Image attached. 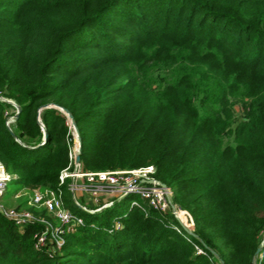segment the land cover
<instances>
[{
  "label": "trees",
  "instance_id": "obj_1",
  "mask_svg": "<svg viewBox=\"0 0 264 264\" xmlns=\"http://www.w3.org/2000/svg\"><path fill=\"white\" fill-rule=\"evenodd\" d=\"M59 108L84 170L154 166L193 232L128 196L36 250L42 227L0 214V264H264V0H0V162L20 190L70 164Z\"/></svg>",
  "mask_w": 264,
  "mask_h": 264
},
{
  "label": "built area",
  "instance_id": "obj_2",
  "mask_svg": "<svg viewBox=\"0 0 264 264\" xmlns=\"http://www.w3.org/2000/svg\"><path fill=\"white\" fill-rule=\"evenodd\" d=\"M69 159L70 164L58 175L56 189L23 190V193L15 196L16 199L24 196L26 206L34 208L37 212L24 208H4L0 205V214L16 226L42 227L41 232L35 235L36 250H48L50 245L60 250L64 245V237L84 225V219L78 212L97 213L128 196L139 198L138 201L130 202L132 208L141 209L145 214L151 210L167 224H170L168 215H171L178 223L173 225L177 233H181L182 230L192 232L194 226L192 217L172 202V192L156 178L154 166L86 171L80 162H75L72 148ZM16 179L17 177L9 173L0 162V199L5 194L7 184ZM64 187L69 192V202L65 201ZM49 219H53L55 225ZM117 226L119 227V224ZM197 251L201 253V250Z\"/></svg>",
  "mask_w": 264,
  "mask_h": 264
},
{
  "label": "rangeland",
  "instance_id": "obj_3",
  "mask_svg": "<svg viewBox=\"0 0 264 264\" xmlns=\"http://www.w3.org/2000/svg\"><path fill=\"white\" fill-rule=\"evenodd\" d=\"M36 189H38V188H36ZM36 189H33V190H36ZM22 191L23 190L18 189V187L15 184V181L8 183L6 190H5V194L0 199V205L3 206L4 208H17L18 206H22L21 204H23L24 206L22 208H24L26 210H31V211L37 212L34 208H32L30 206H26V198L24 196H22L19 199L15 198L16 195L23 193ZM27 191H31V190H27ZM64 197H65V201L69 202L70 196H69V192L67 191V189H66V191H64ZM133 200L138 201L139 198H134ZM130 201H132V200H126L123 204L124 207H128L130 204ZM80 202H82V201H80ZM172 202H173V200H172ZM41 214H42V212H41ZM49 220L52 224L55 225V222L53 219H49ZM117 225H118V222H115L114 225L112 224V226H114V229L119 228ZM192 232H193V229H192Z\"/></svg>",
  "mask_w": 264,
  "mask_h": 264
},
{
  "label": "water",
  "instance_id": "obj_4",
  "mask_svg": "<svg viewBox=\"0 0 264 264\" xmlns=\"http://www.w3.org/2000/svg\"><path fill=\"white\" fill-rule=\"evenodd\" d=\"M46 106H48V105L46 104V105H43L42 107H46ZM42 107H40L39 110ZM16 108H17V112H16V114L14 116L15 118L17 117V115L19 113V108L17 106H16ZM59 109L62 110V112L67 115V119L69 121V126H70V130H71V134H72V137H73L72 152L75 155V162L78 163V162H80V153H81L82 146H81V141H80V137H79V132H78L77 126H76L72 116L70 114H68L67 110L62 109V108H59ZM39 110H38V112H39ZM37 120L40 123L38 117H37ZM44 137H45V133H44ZM188 233L192 234V232H188ZM260 250H261V248H258L257 251H256V254H258L260 252ZM212 254L216 258H218L217 255L214 252H212ZM220 264H224V263L222 261H220ZM253 264H255V260L253 261Z\"/></svg>",
  "mask_w": 264,
  "mask_h": 264
}]
</instances>
